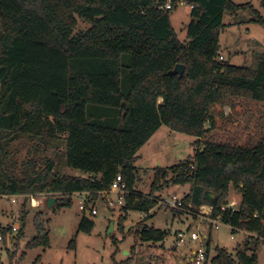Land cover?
I'll use <instances>...</instances> for the list:
<instances>
[{
    "label": "trees",
    "instance_id": "16d2710c",
    "mask_svg": "<svg viewBox=\"0 0 264 264\" xmlns=\"http://www.w3.org/2000/svg\"><path fill=\"white\" fill-rule=\"evenodd\" d=\"M181 2L194 19L184 43L169 20ZM248 9L264 26L250 4L231 0H0V196L22 197L24 212L28 197L58 195L51 209H60L73 195L96 200L121 174L128 194L119 230L130 212H144L136 235L157 243L165 232L145 221L158 193L189 186L183 209L196 214L208 205L210 218L248 234L237 264H254L264 242V52L255 69L238 67L220 60L219 45L224 13ZM79 21L88 26L76 31ZM177 64L185 67L182 77L168 74ZM162 126L196 138L194 154L155 168L142 194L136 153ZM24 141L30 157L18 166L13 155ZM50 148L53 156L38 164ZM60 159L85 176L55 172ZM231 188L240 203L221 211ZM206 191L214 194L210 202ZM35 228L27 247H46L38 215ZM92 228L82 217L79 230ZM208 260L207 251L204 264H235L222 249Z\"/></svg>",
    "mask_w": 264,
    "mask_h": 264
},
{
    "label": "rangeland",
    "instance_id": "374dc122",
    "mask_svg": "<svg viewBox=\"0 0 264 264\" xmlns=\"http://www.w3.org/2000/svg\"><path fill=\"white\" fill-rule=\"evenodd\" d=\"M231 1L237 5L250 4L264 18V0ZM252 18L254 14L249 9L236 15L224 13V29L220 33L219 45L224 60L238 67L255 69L264 52V26L252 22ZM190 19V7L187 4L178 5L170 12V25L181 43L186 40L185 27ZM87 26L79 21L76 31ZM225 112L230 114V108L226 107ZM195 141L196 138L192 136L174 132L167 126L160 127L136 153L134 167L138 180L135 189L142 194L149 193L154 169L170 167L192 158ZM29 147L25 141L16 144L13 157L18 166L30 157ZM44 156L52 157V148L40 154L38 164H42ZM55 172L85 176L81 171L67 167L65 159L57 162ZM189 189V186H172L158 194L162 198L172 195L181 198ZM57 196H30L27 202L29 206L24 212L22 197L0 196V264H194L190 261V252L200 246L205 252L208 251L209 263L217 250L222 249L237 264L236 252L242 249L249 236L243 232L232 233L227 225L213 227L208 220L200 221L194 213L174 212L155 206L149 212L145 225L165 232V238L157 243L141 242L136 231L142 217L138 212H130L120 231L118 219L122 212L109 208L106 203V199L113 198V195H100L96 200L73 195L69 207L48 208V199H56ZM31 199L36 202L35 205ZM231 200L236 205L240 203V195L234 188L230 189L227 197V201ZM80 204L87 205L84 211L79 210ZM91 209L96 211L94 216L90 214ZM36 215L48 231V244L46 247L28 248L27 245L37 235ZM82 217L93 223L89 233L79 230ZM12 227L16 228V232H12ZM176 232L187 235L197 233L201 237V244L200 241H186L182 246L175 247ZM257 244L254 264H264V242L261 240ZM251 252L249 250L248 255Z\"/></svg>",
    "mask_w": 264,
    "mask_h": 264
},
{
    "label": "built area",
    "instance_id": "2783aa9c",
    "mask_svg": "<svg viewBox=\"0 0 264 264\" xmlns=\"http://www.w3.org/2000/svg\"><path fill=\"white\" fill-rule=\"evenodd\" d=\"M184 4L183 2L180 3ZM171 4L169 1H167L164 5V9H170ZM191 8V7H190ZM220 60H223L222 57H220ZM128 194L127 186L125 183V180L121 176V174H117L112 183L109 191L107 192H102L100 195H113V198H107L106 203L109 208L113 210H118L120 211L123 206L125 205V195ZM182 197L179 198L176 195H172L170 198H161L157 201V206L168 209V210H174L178 212H187L183 209L182 207ZM14 202V200H12ZM31 203H34V199H31ZM236 203L234 200L227 201L224 205L220 207L221 211H225L227 209L230 210H236ZM79 210L84 211L85 207L83 204L79 205ZM212 208L210 206H200L199 211L196 214H193L196 218H198L200 221L203 220H208L211 225L216 228H218L220 225H223L222 222L220 221L219 217L212 219L210 218V213H211ZM90 214L94 216L96 214V211L94 209L90 210ZM140 216L142 217L141 219H145L148 214L142 212L139 213ZM12 232H16V228L12 227ZM175 247H180L182 246L186 241H191V242H198L201 240V237L199 234L192 232L190 235L184 234L183 232H176L175 233ZM1 240V237H0ZM201 244V241H200ZM191 262L194 264H204L206 260V252L203 249L202 246L198 247L193 253L191 254Z\"/></svg>",
    "mask_w": 264,
    "mask_h": 264
},
{
    "label": "water",
    "instance_id": "95a60500",
    "mask_svg": "<svg viewBox=\"0 0 264 264\" xmlns=\"http://www.w3.org/2000/svg\"><path fill=\"white\" fill-rule=\"evenodd\" d=\"M194 19L191 18L189 23H191ZM197 21V20H196ZM184 65L183 64H177L173 70L169 71L168 74L169 75H178V77H182L183 73H184ZM203 198L206 200V201H212L214 199V194L210 191H206L204 193V196ZM56 201V199L54 197H50L48 199V202H47V206L48 208H51L52 204H54ZM111 229H112V225H111ZM126 253V252H125Z\"/></svg>",
    "mask_w": 264,
    "mask_h": 264
},
{
    "label": "crops",
    "instance_id": "0c3cea01",
    "mask_svg": "<svg viewBox=\"0 0 264 264\" xmlns=\"http://www.w3.org/2000/svg\"><path fill=\"white\" fill-rule=\"evenodd\" d=\"M186 193H187V192H186ZM186 193H184V195H185ZM184 195H183V196H184ZM80 197H83V195H81ZM243 233H244V232H243ZM244 235H245V234H244ZM193 251H194V250H191L190 255L193 253ZM190 261H191V260H190Z\"/></svg>",
    "mask_w": 264,
    "mask_h": 264
},
{
    "label": "bare ground",
    "instance_id": "6f19581e",
    "mask_svg": "<svg viewBox=\"0 0 264 264\" xmlns=\"http://www.w3.org/2000/svg\"><path fill=\"white\" fill-rule=\"evenodd\" d=\"M36 204V202L34 201V205Z\"/></svg>",
    "mask_w": 264,
    "mask_h": 264
}]
</instances>
